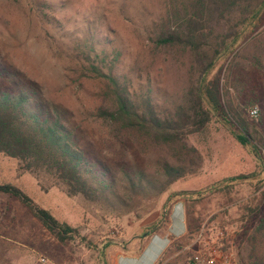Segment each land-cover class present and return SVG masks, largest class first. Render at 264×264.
I'll use <instances>...</instances> for the list:
<instances>
[{
	"label": "rangeland",
	"instance_id": "1",
	"mask_svg": "<svg viewBox=\"0 0 264 264\" xmlns=\"http://www.w3.org/2000/svg\"><path fill=\"white\" fill-rule=\"evenodd\" d=\"M190 2L0 0V66L9 73L0 85L9 89L29 85L36 103L58 110L88 164L96 166L95 174L104 170L106 175L99 178L112 182L109 194L69 197L49 176L22 171L17 160L0 153V184L21 188L77 232L61 244L19 202L0 194V264H26L37 254L55 264H152L155 258L149 253L137 263L118 257L125 249H135L134 240L160 221L168 198L197 194L226 178L260 172L254 158L215 119L184 148L155 142L97 117L98 108L112 102L110 97L102 101L106 80L89 69L94 55L88 34L109 44H96L94 51L106 54L105 65L116 59L122 84L138 105L144 106L150 97L162 114H174L177 106L187 108L195 85L192 59L181 46L161 47L155 40L179 25L191 11ZM247 118H252L249 112ZM164 162L183 168L184 177L165 185ZM141 174L143 184L148 180L153 185L138 192L130 186L129 176ZM160 187L165 191L158 193ZM251 192V187L239 185L230 195L203 193L198 200L192 195L186 202H172L169 220L180 206L185 233L167 243L159 264H188L192 256L205 253L239 264L233 242L242 214L238 205Z\"/></svg>",
	"mask_w": 264,
	"mask_h": 264
},
{
	"label": "trees",
	"instance_id": "2",
	"mask_svg": "<svg viewBox=\"0 0 264 264\" xmlns=\"http://www.w3.org/2000/svg\"><path fill=\"white\" fill-rule=\"evenodd\" d=\"M190 9L178 26L167 28L155 40L161 47L181 46L192 59L195 85L189 91L187 108L177 106L174 114H162L150 97L144 106L138 105L122 84L124 78L116 68V59L105 65L106 54L94 51L96 44H109L88 34L89 51L94 55L89 69L106 80L102 101L110 97L112 102L110 107L98 108L97 117L155 142L184 148L190 137L204 133L215 119L225 125L261 170L226 178L197 194L185 192L174 195L172 201L168 198L160 221L138 238L135 249L124 251L139 254L151 234L165 228L172 202H186L192 195L198 200L203 193L230 195L234 187L247 185L252 192L238 205L242 214L233 242L239 264H264V0H191ZM8 75L0 66V82ZM33 93L29 85L10 89L0 85V153L17 160L22 171L49 176L53 185L64 189L69 197L92 199L109 194L112 182L99 178L106 172L95 174L96 166L88 164L78 138L62 122L58 110L36 103ZM253 109L257 113L249 120L247 112ZM162 170L167 177L165 185L185 175L183 168L167 162ZM129 181L138 192L153 185L148 180L143 184L142 174L129 176ZM165 189L158 188V193ZM0 194L19 202L59 243L66 244L76 237L75 229L38 206L16 185L0 184Z\"/></svg>",
	"mask_w": 264,
	"mask_h": 264
},
{
	"label": "crops",
	"instance_id": "3",
	"mask_svg": "<svg viewBox=\"0 0 264 264\" xmlns=\"http://www.w3.org/2000/svg\"><path fill=\"white\" fill-rule=\"evenodd\" d=\"M184 233V215L181 211V207L178 206V208L173 212L170 220H168V223L165 225V228L155 233V236L150 237L145 242V245L139 254L135 255V253H131V251H122L118 258L121 260V262L137 263L140 259H142V257H144V255H146V253H149L153 258H155L152 264H156L158 262L157 260L164 252L167 243L181 237ZM134 242L137 246L138 239L134 240ZM34 257L35 256L30 257L26 264H31Z\"/></svg>",
	"mask_w": 264,
	"mask_h": 264
},
{
	"label": "built area",
	"instance_id": "4",
	"mask_svg": "<svg viewBox=\"0 0 264 264\" xmlns=\"http://www.w3.org/2000/svg\"><path fill=\"white\" fill-rule=\"evenodd\" d=\"M257 113L256 110H251L250 114L251 116H255ZM31 264H55L50 260L48 257L42 254H37L34 259L32 260ZM188 264H230L229 260L225 258L224 261H222L221 256L217 257L211 254H197L195 256H192Z\"/></svg>",
	"mask_w": 264,
	"mask_h": 264
}]
</instances>
